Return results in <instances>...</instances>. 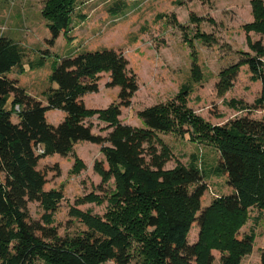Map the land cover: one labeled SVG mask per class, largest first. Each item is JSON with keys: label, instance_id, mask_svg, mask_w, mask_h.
<instances>
[{"label": "trees", "instance_id": "obj_1", "mask_svg": "<svg viewBox=\"0 0 264 264\" xmlns=\"http://www.w3.org/2000/svg\"><path fill=\"white\" fill-rule=\"evenodd\" d=\"M77 2L45 1L42 16L51 49L61 35L68 36ZM114 6V14L126 9L121 0ZM252 6L255 21L245 29L264 36V2L254 0ZM250 48L253 53L220 73L218 85L223 96L234 86L240 68L248 66L251 81L262 84L260 96L251 106L237 100L228 103L247 113L264 111V44L250 42ZM26 57L21 45L0 36V264H216L214 252L220 253L218 264H242L253 252L255 234L240 232L251 209L264 218V117L247 115L214 125L188 107L192 87L183 85L176 101L139 113L142 127L127 125L120 121L121 109L131 106L139 86L121 52L101 49L62 59L42 98L29 95L18 79L9 78L14 70L26 73ZM42 66L29 63L31 71ZM103 74L109 77L108 87H119V101L105 110H89L83 98L99 92ZM56 110L65 114L57 126L47 121V113ZM94 116L108 125L107 136L95 134L93 125L86 124ZM172 132L194 143L212 144L219 153L216 166L207 171L194 158L189 165L165 169L172 155L159 135ZM80 142L102 146L108 168L101 162L95 167L102 179L101 194L91 193L84 200L107 203V212L101 217L75 211L88 231L66 239L55 218L63 193L45 190L47 174L38 166L44 158L68 156ZM77 168H83L79 160ZM212 176L226 177L232 193L203 207L206 180ZM31 202L43 209L38 221L28 211ZM196 223L198 239L190 244Z\"/></svg>", "mask_w": 264, "mask_h": 264}, {"label": "rangeland", "instance_id": "obj_2", "mask_svg": "<svg viewBox=\"0 0 264 264\" xmlns=\"http://www.w3.org/2000/svg\"><path fill=\"white\" fill-rule=\"evenodd\" d=\"M45 1L0 0V36L21 45L27 53L26 73L22 76L14 70L9 78L18 79L29 95L42 98V93L50 87L54 68L62 59L86 51L114 49L128 60V72L136 77L139 86L131 106L121 109L120 121L124 124L142 127L144 123L139 113L176 101L183 85L192 87L188 107L214 125L223 126L247 115L252 119L264 117V111L247 113L228 106L232 100L251 106L260 96L262 84L251 81L248 66L240 68L229 91L223 96L218 93L220 73L241 61L246 53H253L250 42L264 44V36L245 29L255 21L254 0H121L126 9L118 14L110 9L120 0H78L68 36L61 35L52 49L47 42L51 34L42 16ZM33 61L35 64L43 62V66L31 71L29 63ZM108 82V75L103 74L99 92L83 98L89 110H105L118 103L120 89L108 87ZM64 118L65 114L58 110L47 113V121L55 126ZM86 124H92L93 132L98 135L107 136L110 132L98 116L87 120ZM159 137L172 155L165 166L167 170L178 163L189 165L194 158L207 171L217 164L219 153L208 142L194 143L188 136L176 132ZM101 148L80 142L68 156L54 155L39 163L38 169L47 174L45 190L63 193L55 218L59 234L66 239L83 236L88 231L75 211H91L101 217L107 212V203L97 205L84 200L91 193L101 194L102 179L95 167L101 162L108 168ZM76 160L83 168L75 169ZM225 178L212 176L206 180L209 188L203 207L219 196L232 193ZM28 211L35 221L43 215L39 202L29 203ZM252 233L256 236L254 249L242 264H260L264 218L258 209L250 210V219L240 235ZM198 234L196 223L189 234L190 244L196 243ZM214 255L218 264L220 253L214 252Z\"/></svg>", "mask_w": 264, "mask_h": 264}, {"label": "built area", "instance_id": "obj_3", "mask_svg": "<svg viewBox=\"0 0 264 264\" xmlns=\"http://www.w3.org/2000/svg\"><path fill=\"white\" fill-rule=\"evenodd\" d=\"M41 153H43V151H40Z\"/></svg>", "mask_w": 264, "mask_h": 264}]
</instances>
